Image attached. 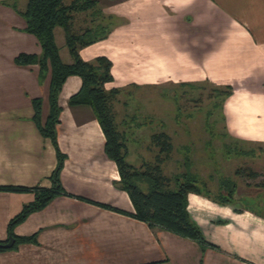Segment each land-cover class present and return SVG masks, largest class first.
Instances as JSON below:
<instances>
[{"label": "crops", "instance_id": "0c3cea01", "mask_svg": "<svg viewBox=\"0 0 264 264\" xmlns=\"http://www.w3.org/2000/svg\"><path fill=\"white\" fill-rule=\"evenodd\" d=\"M27 2L0 0V185L51 187L57 152L33 118L32 101L43 99L45 122L51 74L41 79L38 64L15 62L20 53L42 51L26 31L21 12ZM97 25L108 29L107 36L81 48L80 55L113 62L106 89L169 79L233 85L224 101L230 130L239 139L264 143V0H97L95 8L74 15L75 31ZM54 34L62 60L72 63L64 28L55 27ZM252 84L257 85L243 88ZM81 86V77L70 75L59 94L57 139L65 154L60 179L68 194L55 196L14 227L17 235L36 239L1 251L0 264H264V212L232 202L263 196L264 182L230 177L236 187L229 202L211 192L189 193L191 218L217 247L99 204L135 212L119 187V168L106 153L93 108L69 103ZM225 188L220 184L217 191L225 194ZM34 199L33 191L0 190V240L8 238L10 220Z\"/></svg>", "mask_w": 264, "mask_h": 264}, {"label": "trees", "instance_id": "16d2710c", "mask_svg": "<svg viewBox=\"0 0 264 264\" xmlns=\"http://www.w3.org/2000/svg\"><path fill=\"white\" fill-rule=\"evenodd\" d=\"M96 6L97 0H73L68 4L66 0H28L26 9L21 12L27 21L26 31L37 37L42 51L41 53H20L15 57V62L19 65L38 64L41 79H44L47 73L51 74L48 116L43 122L41 117L43 99L35 97L32 100L33 118L42 135L50 138L53 142L58 162L51 174V187L0 185V190L33 191L35 193V199L25 204L22 210L10 220L8 224L9 236L0 242H6L10 237H13L15 244L11 248H7L12 249L21 243L35 240V235H17L14 227L23 222L32 212L45 207L55 196L68 194L60 179L65 154L61 151L57 139V125L60 122L61 113L59 94L66 79L70 75H78L82 79V86L70 97L69 103L71 105L88 104L93 108L106 135V153L117 163L119 168L121 175L119 187L128 192L135 212L130 213L105 203L99 204L129 213L146 221L152 228H161L189 237L202 246L217 247L205 239L200 227L191 218L188 209L189 193L202 192L199 178L195 173L186 171L170 176L165 175L161 167L165 157H162L161 154L156 156V162L146 163L143 167H137L126 160L129 153L128 147L118 129L113 111V101L122 89L105 88V83L113 80V62L106 56H98L92 62L86 61L80 55L81 48L105 38L108 29L104 25H97L78 32L73 27L76 12L88 11ZM57 26L63 27L66 32V43L73 56L72 63H65L61 58L54 34V29ZM233 91L232 85H226L225 89H220L219 93L223 94L222 100L230 96ZM152 140L160 147L161 153L165 152V156L168 157L173 149L171 136L164 131L156 132L152 135ZM236 173L251 178L259 175L254 170L247 172L246 168H239ZM143 183L146 185V189H143ZM221 184L227 188H225L226 193H221L218 200L219 202H229L233 197L235 182L225 178ZM206 195L211 196L209 190ZM7 249L0 248V252Z\"/></svg>", "mask_w": 264, "mask_h": 264}, {"label": "rangeland", "instance_id": "374dc122", "mask_svg": "<svg viewBox=\"0 0 264 264\" xmlns=\"http://www.w3.org/2000/svg\"><path fill=\"white\" fill-rule=\"evenodd\" d=\"M253 82L245 81L248 85ZM256 85L241 87L252 89ZM225 87L210 81L190 85L172 79L156 86L122 87L113 101V111L128 147L126 160L143 167L156 162V156L161 154L165 157L161 163L165 175L191 171L198 176L202 191L209 190L217 196L218 186L225 178L264 182V143L239 139L230 130L225 99L219 93ZM161 131L172 139L173 149L168 157L152 140V135ZM239 168L254 170L259 175L255 178L236 175ZM142 186L146 189L144 183ZM261 199L264 195L233 198L232 202L264 212Z\"/></svg>", "mask_w": 264, "mask_h": 264}, {"label": "water", "instance_id": "95a60500", "mask_svg": "<svg viewBox=\"0 0 264 264\" xmlns=\"http://www.w3.org/2000/svg\"><path fill=\"white\" fill-rule=\"evenodd\" d=\"M14 244H15L14 238L13 237H10L8 239V241H6V242H0V248H4V249L11 248Z\"/></svg>", "mask_w": 264, "mask_h": 264}]
</instances>
